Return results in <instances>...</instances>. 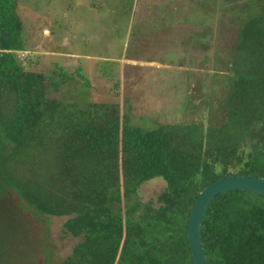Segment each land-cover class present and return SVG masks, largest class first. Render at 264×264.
<instances>
[{
	"label": "trees",
	"instance_id": "1",
	"mask_svg": "<svg viewBox=\"0 0 264 264\" xmlns=\"http://www.w3.org/2000/svg\"><path fill=\"white\" fill-rule=\"evenodd\" d=\"M262 1L253 0L237 28L232 52L241 57L229 66L233 78L218 102V121L142 130L119 121L112 107L101 113L90 102L68 107L43 98L41 76L23 70L14 54L26 49L17 0H0V191L19 193L34 217H66L64 231L80 240L61 264H193L185 228L199 190L226 175L264 177ZM60 129L66 137L58 143ZM41 150V157L50 151L49 164L62 176L58 192L12 173L15 157L28 160ZM118 171L135 184L163 177L158 206L137 213L134 204L123 217ZM199 236L208 264H264V195L216 194Z\"/></svg>",
	"mask_w": 264,
	"mask_h": 264
},
{
	"label": "rangeland",
	"instance_id": "2",
	"mask_svg": "<svg viewBox=\"0 0 264 264\" xmlns=\"http://www.w3.org/2000/svg\"><path fill=\"white\" fill-rule=\"evenodd\" d=\"M142 1L17 0L26 49L15 51L16 59L23 70L41 76L42 97L58 104L90 102L142 130L214 124L233 78V56L241 57L232 52L236 31L253 0ZM164 30H172V41L162 42L159 51L155 40ZM65 137L60 129L53 140ZM41 153L28 160L15 157L12 173L29 177L45 192L50 186L58 192L55 184L60 182L61 190L62 176L49 164L50 151ZM118 173L117 207L123 217L134 204L137 213L158 206L163 177L135 184ZM17 194L0 191V264H61L73 257L80 237L64 231L66 217H34Z\"/></svg>",
	"mask_w": 264,
	"mask_h": 264
},
{
	"label": "water",
	"instance_id": "3",
	"mask_svg": "<svg viewBox=\"0 0 264 264\" xmlns=\"http://www.w3.org/2000/svg\"><path fill=\"white\" fill-rule=\"evenodd\" d=\"M247 190L264 195V177L226 175L204 185L197 193L186 219L185 237L193 264H208L204 256L200 236V219L207 203L216 194L227 190Z\"/></svg>",
	"mask_w": 264,
	"mask_h": 264
},
{
	"label": "crops",
	"instance_id": "4",
	"mask_svg": "<svg viewBox=\"0 0 264 264\" xmlns=\"http://www.w3.org/2000/svg\"><path fill=\"white\" fill-rule=\"evenodd\" d=\"M141 2L143 3V1L141 0ZM145 39H147L146 37H143V41L145 40ZM149 39H151V38H149ZM169 39H170V41H172V30L170 31H168V30H164V31H162V34L159 36V38L157 39V40H155V42H156V44H158V47H157V50H159V51H163L162 49H161V46L163 45L162 44V42H167V41H169ZM168 43V42H167ZM171 43V42H170ZM144 45L145 46H147V44H146V42L144 41ZM148 47V49L151 47L152 49H153V45L152 46H147ZM135 58H137L138 60H140V57H135ZM142 58H144V60H147V59H145L146 57H142ZM140 61H143L142 59L140 60ZM142 63V62H141ZM124 85V83H122V86ZM124 87V86H123ZM127 118V117H126Z\"/></svg>",
	"mask_w": 264,
	"mask_h": 264
}]
</instances>
